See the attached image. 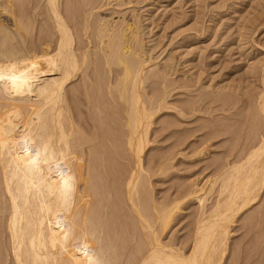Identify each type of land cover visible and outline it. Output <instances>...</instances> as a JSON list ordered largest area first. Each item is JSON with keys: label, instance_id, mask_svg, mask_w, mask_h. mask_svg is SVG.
I'll use <instances>...</instances> for the list:
<instances>
[{"label": "bare ground", "instance_id": "1", "mask_svg": "<svg viewBox=\"0 0 264 264\" xmlns=\"http://www.w3.org/2000/svg\"><path fill=\"white\" fill-rule=\"evenodd\" d=\"M105 6L102 0H2V5L0 0L2 16L15 28L0 24L5 34L0 50V212L6 219L14 264L91 263L88 255L93 249L83 232L88 225L95 227L96 220L88 213V203L103 201L100 163L106 161L105 149H112L116 134L110 124L101 133L107 143L94 130L92 139H87L88 129L77 106L80 96L88 106L99 104L101 112L108 103L124 107L127 149L136 157L126 182V198L143 221V232L151 230L145 248L129 264H224L230 225L264 194V124H252L248 141L220 171V190L210 212L206 211V195L198 197L200 190L193 188L180 192L183 199L169 206L158 209L155 205L165 233L186 199L197 198L200 203L191 242L181 246L164 243L143 214L147 198L140 186L154 119L169 107L164 105L165 94L148 104L144 100L143 91L150 81V76L145 77L146 67L151 60L142 50L144 40L135 25L126 24L117 33L114 24L103 25L94 19V12ZM37 23L43 27L38 36ZM101 63L111 73L108 99L100 93ZM170 68L165 67L163 78H168ZM257 97L255 105L264 120V91ZM86 124L94 128L90 121ZM99 142L100 148L90 150L87 165H81L85 145ZM97 229L102 238L101 225Z\"/></svg>", "mask_w": 264, "mask_h": 264}, {"label": "rangeland", "instance_id": "2", "mask_svg": "<svg viewBox=\"0 0 264 264\" xmlns=\"http://www.w3.org/2000/svg\"><path fill=\"white\" fill-rule=\"evenodd\" d=\"M102 1L106 6L94 12V19L103 25L114 24L117 33L126 24L135 25L144 40L142 50L151 59L145 74L150 81L143 91L146 103L166 95L164 105L169 110L164 109L154 119L149 137L152 142L143 157L145 177H141L140 188L144 187L147 200L142 211L164 243L181 246L193 237L200 216L199 200L186 199L181 206L183 210L175 214L165 233L155 205L158 209L169 206L183 199L180 192L193 188L200 190L198 197L206 195V211L210 212L220 190L221 181H217L220 171L228 160H233L232 153L248 141L252 126L264 124L255 105L257 96L264 91V0ZM3 13L1 7L0 24L15 29L12 22H6ZM41 25L35 26L37 36L43 29ZM84 25L82 20V30ZM4 35L0 33V50ZM166 66L171 68L165 79ZM100 72L103 76L100 93L108 99L107 78L111 73L103 63ZM115 88L116 83L111 90L114 92ZM80 98L77 106L88 129L87 139H92L93 130L103 134L110 124L116 134L112 149H105L106 161L100 163L99 184L103 189L99 196L103 201L88 203V213L96 220V228L88 225L83 232L93 249L88 259L90 264H129L130 258L145 248L151 230L143 232V221L126 198V182L135 169L136 157L127 149L124 107L108 103L101 112L97 110L99 104L88 106L85 97ZM88 121L94 128L86 124ZM101 138L106 142V137ZM100 146V142L97 146L85 145L81 165H87L90 150ZM97 225L104 230L102 238L97 236ZM230 231L224 264H264V194L258 204L237 217ZM111 242L114 244L110 245ZM187 252L190 253L189 246ZM0 264H14L6 219L1 212Z\"/></svg>", "mask_w": 264, "mask_h": 264}]
</instances>
